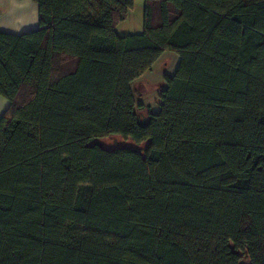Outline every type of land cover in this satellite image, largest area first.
<instances>
[{
	"label": "trees",
	"instance_id": "16d2710c",
	"mask_svg": "<svg viewBox=\"0 0 264 264\" xmlns=\"http://www.w3.org/2000/svg\"><path fill=\"white\" fill-rule=\"evenodd\" d=\"M34 1L0 32V264H264V0H144L124 36L133 0Z\"/></svg>",
	"mask_w": 264,
	"mask_h": 264
},
{
	"label": "rangeland",
	"instance_id": "374dc122",
	"mask_svg": "<svg viewBox=\"0 0 264 264\" xmlns=\"http://www.w3.org/2000/svg\"><path fill=\"white\" fill-rule=\"evenodd\" d=\"M134 7L129 13L128 18L120 23L116 32L119 36L127 34L141 33L143 24L144 0H133ZM179 57L170 51L164 52L152 69L133 85L135 104H142L143 107L137 110L140 118H145L146 110L150 109L156 112L160 105V95L165 88L164 76H172L177 68ZM98 144L105 149H114L117 147H129L137 150H143V146H135L131 141H124L120 137H108L98 141Z\"/></svg>",
	"mask_w": 264,
	"mask_h": 264
},
{
	"label": "crops",
	"instance_id": "0c3cea01",
	"mask_svg": "<svg viewBox=\"0 0 264 264\" xmlns=\"http://www.w3.org/2000/svg\"><path fill=\"white\" fill-rule=\"evenodd\" d=\"M38 29V6L34 0H0V32L20 36ZM8 108L9 102L0 95V119Z\"/></svg>",
	"mask_w": 264,
	"mask_h": 264
}]
</instances>
